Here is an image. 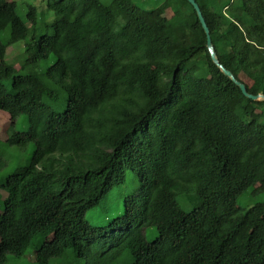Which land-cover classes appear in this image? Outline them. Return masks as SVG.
Instances as JSON below:
<instances>
[{
    "label": "trees",
    "instance_id": "1",
    "mask_svg": "<svg viewBox=\"0 0 264 264\" xmlns=\"http://www.w3.org/2000/svg\"><path fill=\"white\" fill-rule=\"evenodd\" d=\"M42 1L51 33L0 0V112L29 126L0 145L30 146L26 163L0 151V264H264V100L214 64L194 7ZM195 1L220 63L264 95V0Z\"/></svg>",
    "mask_w": 264,
    "mask_h": 264
},
{
    "label": "rangeland",
    "instance_id": "2",
    "mask_svg": "<svg viewBox=\"0 0 264 264\" xmlns=\"http://www.w3.org/2000/svg\"><path fill=\"white\" fill-rule=\"evenodd\" d=\"M17 4V11L19 16L26 21V15L28 11L29 5L34 6L38 11V21L40 24L39 28L42 32L44 29L46 30V25H49L53 22L55 19L53 13L49 11L47 4L43 2L42 0H13ZM143 1V0H140ZM148 6V8H160V11L165 15L166 17H171L173 15L172 10L170 9L169 5L166 3L163 4L162 0H145ZM162 3V4H161ZM160 6V7H159ZM29 26H31V23H28ZM45 27V28H44ZM51 33V28L48 27V30H46ZM45 33V32H43ZM24 48V42H18L11 47L8 48L7 52V61L11 64H14L15 69L18 71L21 68V62L19 63V60L22 56ZM246 79V78H245ZM248 80V79H247ZM253 80V79H252ZM252 80L249 83H252ZM262 95V94H259ZM0 112V139L3 141L9 140V138L12 139H19V140H26L29 138V126L27 119L24 118H16L14 114L11 112ZM258 113V112H257ZM0 151L4 153L5 156L10 157L12 155L16 154H22L24 157L22 158L21 162L26 163L27 159L30 157V146H27L25 150H20L19 147H11L7 148L4 145H0ZM8 172V169H4L2 172H0V178H2L4 174ZM117 198H121L119 195H115ZM262 195H252V190L247 191L242 198L239 199V205L247 209L251 207L254 203L259 202L261 200ZM7 197L6 193L0 192V201L5 200ZM1 204V202H0ZM106 204L105 209H94L92 211H89L87 213L86 218L88 221L95 226L102 225L105 223L108 218H110L111 215V207L113 205V200L108 199L105 201ZM99 208V207H98ZM1 215V211H0ZM157 231L155 228L148 229L146 231V238L149 242L154 241L157 238ZM51 242L53 240L49 241L47 245L50 246ZM44 248V253L49 252V248ZM35 256L34 254H27L25 257H23L21 260L11 258L9 264H35ZM82 264V263H81Z\"/></svg>",
    "mask_w": 264,
    "mask_h": 264
},
{
    "label": "water",
    "instance_id": "3",
    "mask_svg": "<svg viewBox=\"0 0 264 264\" xmlns=\"http://www.w3.org/2000/svg\"><path fill=\"white\" fill-rule=\"evenodd\" d=\"M195 9L196 13H197V16L200 20V23L202 25V28L206 34V37H207V48H208V51H209V54L211 56V59L212 61L214 62V64H216L220 69L221 71L226 75L228 76L242 91V93L249 99H252V100H255V101H260V100H264V95H252L248 92L246 86L238 81L235 76L230 72L228 71L227 69L224 68V66L220 63L219 59H218V56L216 54V51L214 49V46L212 44V40H211V35H210V30L206 24V21L203 17V14H202V11L199 7V5L197 4V2L195 0H187Z\"/></svg>",
    "mask_w": 264,
    "mask_h": 264
}]
</instances>
